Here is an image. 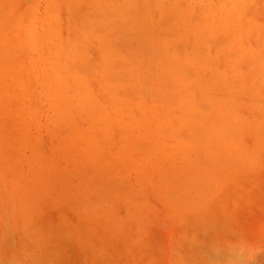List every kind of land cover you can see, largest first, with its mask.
<instances>
[{
  "label": "rangeland",
  "instance_id": "1",
  "mask_svg": "<svg viewBox=\"0 0 264 264\" xmlns=\"http://www.w3.org/2000/svg\"><path fill=\"white\" fill-rule=\"evenodd\" d=\"M0 264H264V0H0Z\"/></svg>",
  "mask_w": 264,
  "mask_h": 264
}]
</instances>
